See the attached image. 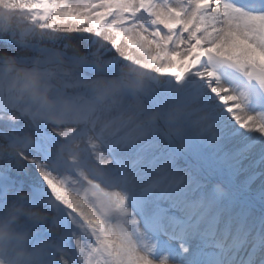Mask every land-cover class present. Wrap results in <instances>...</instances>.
I'll return each instance as SVG.
<instances>
[{"label": "snow or ice", "instance_id": "6c2138e0", "mask_svg": "<svg viewBox=\"0 0 264 264\" xmlns=\"http://www.w3.org/2000/svg\"><path fill=\"white\" fill-rule=\"evenodd\" d=\"M7 4L0 209L61 229L22 264H264V0Z\"/></svg>", "mask_w": 264, "mask_h": 264}, {"label": "clouds", "instance_id": "9594fccd", "mask_svg": "<svg viewBox=\"0 0 264 264\" xmlns=\"http://www.w3.org/2000/svg\"><path fill=\"white\" fill-rule=\"evenodd\" d=\"M0 26H7L15 31L19 38L26 28L30 25L26 17L19 11H16L8 7L7 0H0ZM25 38H30L25 36ZM20 70L32 71V69H24L20 66ZM132 69L129 66L123 68V72L127 75ZM135 72H139V69H135ZM145 80L147 77H144ZM39 92L40 90H36ZM97 91L102 92L103 86L98 84ZM43 96L46 100H51L52 97L47 91H44ZM130 105L134 108L139 103V98L133 97L129 101ZM156 114V109H152L144 119H147ZM203 115V114H201ZM196 132H206L203 124L197 125L194 128ZM21 196L27 197L29 194L26 191H21ZM49 215L38 204H35L31 199H12L2 209H0V249H10L15 247V255L18 258V264H22L23 258L26 257L32 250V247L44 245L46 243H52L55 241L53 234L60 232V228L57 225H53L49 222V235L36 238L35 228L32 226L31 219L43 218ZM15 217L14 223H8L9 218Z\"/></svg>", "mask_w": 264, "mask_h": 264}, {"label": "rangeland", "instance_id": "374dc122", "mask_svg": "<svg viewBox=\"0 0 264 264\" xmlns=\"http://www.w3.org/2000/svg\"><path fill=\"white\" fill-rule=\"evenodd\" d=\"M0 143H3V142H0ZM3 146H4V144H3ZM5 147V146H4Z\"/></svg>", "mask_w": 264, "mask_h": 264}]
</instances>
